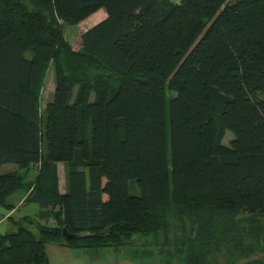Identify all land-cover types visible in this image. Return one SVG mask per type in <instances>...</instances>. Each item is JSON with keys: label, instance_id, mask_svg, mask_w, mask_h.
I'll use <instances>...</instances> for the list:
<instances>
[{"label": "trees", "instance_id": "obj_1", "mask_svg": "<svg viewBox=\"0 0 264 264\" xmlns=\"http://www.w3.org/2000/svg\"><path fill=\"white\" fill-rule=\"evenodd\" d=\"M87 20L71 46L62 24ZM20 188L36 221L9 216L0 264H43L50 243L118 249L173 222L193 264L263 250L264 0H0V205Z\"/></svg>", "mask_w": 264, "mask_h": 264}, {"label": "rangeland", "instance_id": "obj_2", "mask_svg": "<svg viewBox=\"0 0 264 264\" xmlns=\"http://www.w3.org/2000/svg\"><path fill=\"white\" fill-rule=\"evenodd\" d=\"M95 19V18H94ZM92 21L87 20L80 23L78 26L69 24H62V33L65 40L74 47L80 45V34L87 28ZM46 71L44 84L41 90L40 99V112L44 113L46 105L54 96L55 91V65L50 64ZM233 134L228 131L224 143L229 144ZM70 160H61L58 164L60 172V188L65 191L67 188L66 174L67 166ZM6 164L4 166H11ZM7 167V168H8ZM24 189H16L13 193L7 196L6 203L13 205L12 209H7L0 205V230L3 228L1 221L6 220L4 229L7 230L9 216L17 215L18 210L20 214H26L29 218H33L35 212L38 210V205L24 204L25 197ZM20 205V206H19ZM19 206V207H17ZM25 215V216H26ZM36 221V220H35ZM54 222V221H53ZM12 224V220L9 224ZM32 228H36L35 224ZM168 234L157 233L149 235H135L128 240V243L121 248L114 247H98V248H83V247H70L62 246L58 243L48 244L49 259L43 264H193L190 259H187V251H191V246L188 242L178 244L180 241H187L189 234L192 233L190 228L182 229L179 223L173 222ZM243 240L252 245L254 241L249 235H245ZM129 245V246H128ZM192 246H194L192 244ZM197 246V245H196ZM183 249L185 253L177 252ZM199 250V247H197ZM254 253L251 255H244L240 250L234 249L227 251L224 245L221 248L208 252L205 258L201 260L202 264H264V248L259 245L258 241L254 245ZM226 251L228 253H226ZM195 254V253H194Z\"/></svg>", "mask_w": 264, "mask_h": 264}, {"label": "water", "instance_id": "obj_3", "mask_svg": "<svg viewBox=\"0 0 264 264\" xmlns=\"http://www.w3.org/2000/svg\"><path fill=\"white\" fill-rule=\"evenodd\" d=\"M63 236L65 238H78L81 236L80 233H72V232H69L67 228H63Z\"/></svg>", "mask_w": 264, "mask_h": 264}, {"label": "crops", "instance_id": "obj_4", "mask_svg": "<svg viewBox=\"0 0 264 264\" xmlns=\"http://www.w3.org/2000/svg\"><path fill=\"white\" fill-rule=\"evenodd\" d=\"M175 1H178V0H175ZM6 167H7V166H6ZM59 176H60V172H59ZM60 177H61V176H60ZM66 182H67V174H66ZM19 206H20V205H19ZM19 206H17V207H19ZM17 214H19V216H23V215H24V214H20V210H18ZM1 222H4V223H3L4 225H3V228H2V229H4V227H5V225H6V220L1 221ZM1 225H2V223H1ZM1 225H0V226H1ZM2 229L0 230V232L3 231ZM124 247H126V246H124Z\"/></svg>", "mask_w": 264, "mask_h": 264}]
</instances>
